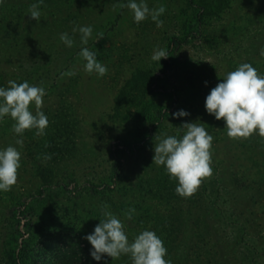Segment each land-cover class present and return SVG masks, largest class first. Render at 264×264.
I'll list each match as a JSON object with an SVG mask.
<instances>
[{"label":"rangeland","instance_id":"obj_1","mask_svg":"<svg viewBox=\"0 0 264 264\" xmlns=\"http://www.w3.org/2000/svg\"><path fill=\"white\" fill-rule=\"evenodd\" d=\"M211 1V13H217L203 15L200 0H147L150 9H166L157 27L150 16L136 23L131 10L120 6L127 0H43L39 22L29 17L38 0H0V86L27 80L45 87L41 110L49 119L41 135L34 128L24 131L23 146L16 144L13 119L0 122V148L13 145L21 152L17 182L0 191V230L8 217L19 215L25 231L24 222L32 218L40 230L39 258H50L41 232L68 230L85 237L107 204L130 241L145 229L155 231L172 264H185L192 239L199 250L202 232L212 247L205 260L217 259L220 246L226 264H264V137L231 138L224 120L205 108L211 89L241 63L264 74V0ZM81 25L93 27L87 45L73 32ZM63 32L74 39L73 47L60 41ZM99 33L103 37L97 39ZM82 47L107 66L104 76L84 70ZM157 48L169 56L153 61ZM139 69L157 77L156 89L145 97L128 87L130 95L117 103ZM68 71L76 75H62ZM30 109L35 112V105ZM179 109L190 115L174 117ZM185 121L203 123L214 138L212 174L189 197L176 193L178 180L153 159L155 143L165 135L182 136ZM117 148L125 151L121 162ZM114 163H120L118 176ZM39 166L54 170L53 183L42 186ZM237 185L251 187L236 190ZM219 205L227 212L219 213ZM25 210L30 214L23 216ZM110 260L132 264L129 255Z\"/></svg>","mask_w":264,"mask_h":264},{"label":"clouds","instance_id":"obj_2","mask_svg":"<svg viewBox=\"0 0 264 264\" xmlns=\"http://www.w3.org/2000/svg\"><path fill=\"white\" fill-rule=\"evenodd\" d=\"M33 3L29 8V17L39 22L41 11L39 4ZM121 7L131 10L136 23L149 16L157 27L163 26L160 16L166 11L159 8H149L147 0H127ZM80 33V42L87 45L93 37L91 25H81L73 29ZM103 37L99 33L97 39ZM60 41L71 48L75 41L68 32L59 34ZM85 61L84 70L104 76L108 68L97 59V53L88 47H82L78 53ZM264 55V48H261ZM169 56L167 49L157 48L152 55L153 61H161ZM66 76L76 75L73 71L62 73ZM207 83V82H205ZM9 87L0 86V122L10 116L14 124L13 131L18 135L16 144L23 146V133L26 129H37L41 135L49 125L48 116L41 110L46 89L42 85L30 84L27 80L17 83L8 81ZM34 104L36 111L30 109ZM206 111L217 120H224L227 135L231 138H248L253 133L264 137V74L251 63H241L235 70L229 71L224 78L211 89L205 100ZM172 115L176 118L187 117L190 113L179 109ZM185 131L182 136L165 135L154 146V163L163 165L170 178L178 180L175 191L182 197L191 196L200 184L202 178L212 174L211 147L213 136L203 123L187 122L182 126ZM21 152L17 147L9 145L0 148V191H9L17 182L20 167ZM134 209L126 213L131 219ZM102 217L93 232L87 234L92 248L91 256L95 261L107 260L104 254L113 260L121 255H129L132 264H172L167 259V248L162 239L153 230L145 229L132 241L129 240L122 220L110 211L107 204L101 205Z\"/></svg>","mask_w":264,"mask_h":264},{"label":"trees","instance_id":"obj_3","mask_svg":"<svg viewBox=\"0 0 264 264\" xmlns=\"http://www.w3.org/2000/svg\"><path fill=\"white\" fill-rule=\"evenodd\" d=\"M212 6L213 2L211 0H200V9L202 10L203 15L216 14L217 11L216 13H211ZM173 43L177 46L180 45V41L177 37L174 38ZM157 80V77L151 74L147 69H139L127 81V86H125V88H123L117 96V103L122 102L124 97L126 98L130 95V93H128L129 91H126V88L128 87L131 89L136 88V90L140 89L139 93L145 97L146 95L153 93L156 89L155 86L158 84ZM17 83L21 82L17 81ZM57 130L58 132L53 134L54 137L59 136L60 129ZM124 152L125 151L123 149L119 148L114 151L118 162H121L122 154ZM118 164L120 163H114L113 165V172L116 176H118L120 172ZM39 167H37L36 170L38 175L41 177L42 186H48V184L53 183L51 174L54 170L51 167ZM243 182H245L244 186L249 184L246 183V180ZM249 186L251 187V185ZM249 186L245 189L248 190L250 188ZM96 188H98V186H96ZM245 189H240L239 185H237L236 188V190ZM43 191L44 189L41 188L40 192L43 193ZM225 210L226 209L222 208V205H219V213L224 214V212H227ZM23 212V216L30 214L28 210ZM21 223L22 218H20L19 215H14L7 218L6 225L0 230V264H104L103 260L98 262L92 258L90 252L92 245L83 237V235L68 230H50L46 231V233L41 232L40 242H42V249L44 248L47 252H50V258L40 259L38 255L39 249L35 247L36 242H38L36 241V238L39 236L40 230L35 226L32 218H29L24 222L23 225L26 228L25 231L20 229ZM210 235H212V233ZM199 238V250H196V241L193 239L190 241L191 243L188 246V253L185 257V264H189L188 260L192 258L196 261V263L201 262V264L227 263V259L221 257L223 256V253L221 252L220 246H217L218 249L220 248L217 252L214 251L215 257L218 253L217 259L215 258V260H211L210 257L208 260H205V256L210 254L212 247L208 246L209 238L207 237L208 239H206L205 232H202L201 235H199ZM105 258L107 260V264H111V258L107 256H105Z\"/></svg>","mask_w":264,"mask_h":264}]
</instances>
